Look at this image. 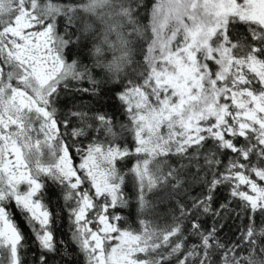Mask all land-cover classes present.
<instances>
[{
	"label": "snow or ice",
	"instance_id": "1",
	"mask_svg": "<svg viewBox=\"0 0 264 264\" xmlns=\"http://www.w3.org/2000/svg\"><path fill=\"white\" fill-rule=\"evenodd\" d=\"M77 4L0 0V264H58L68 254L56 235L65 219L86 264H260L264 0H155L150 10L146 0H91L84 11L113 10L101 34ZM113 33L121 50L143 54L114 85L126 122L83 105L58 115L62 92L105 94L65 50L88 39L98 55L100 36L114 47ZM85 81L91 87L73 86ZM195 185L204 191L190 195ZM220 187L251 221L231 246L217 235L222 223L206 229L201 220L235 211L226 203L213 210ZM130 197L136 228L119 214ZM169 199L178 212L170 221L146 218ZM30 242L39 252L31 261Z\"/></svg>",
	"mask_w": 264,
	"mask_h": 264
},
{
	"label": "trees",
	"instance_id": "2",
	"mask_svg": "<svg viewBox=\"0 0 264 264\" xmlns=\"http://www.w3.org/2000/svg\"><path fill=\"white\" fill-rule=\"evenodd\" d=\"M59 2H70V0H59ZM77 7L79 9V15L82 20L90 24L92 26V31L97 34H101L105 27V24L109 21L107 15L103 13L101 16L92 15L81 7L82 4L87 3V0H77ZM146 3L151 8V5L155 3V0H146ZM104 12L106 10H103ZM113 15V13H111ZM110 14V15H111ZM113 16H111V19ZM150 17L147 13H142L141 23L147 24L149 22ZM58 30H62V25L58 23ZM128 31V29H125ZM111 39L116 40L114 35H111ZM146 47V46H145ZM117 55V52L108 47L105 50L93 57L92 55V41L88 39L81 40L74 48L69 52L67 49L65 50V56L68 62L72 60H76L81 66L87 67L91 70L93 76L100 82L98 87L104 91V95L99 99L94 96H90L86 93H77L74 90H69L66 92H62L57 103L58 115L62 116L64 113L72 110L74 106L76 108H80V106H84V111L94 112L96 109H100L101 111L107 112L109 115H113L117 121L126 122V117L123 115L121 111L120 101L117 99L115 93L122 90L121 88H115L114 85L119 83L118 80L124 79L128 77L132 72L136 65H143V54L138 53L135 45H129L127 50H124V55L120 56L119 65L113 69H106L104 65L108 64L109 61L112 60L113 56ZM123 57V59H121ZM98 61L99 66L93 67L94 62ZM116 80L110 81L109 78ZM74 87H91V84L87 81L85 82H73ZM109 89H114L113 91H109ZM101 140H104V137L96 133L95 131L89 132V137L95 139L98 137ZM83 140V143L87 145L89 143L88 138H80ZM79 146V145H77ZM76 158V157H75ZM133 161H129L128 164L131 166ZM172 164H176V160L173 158L171 160ZM126 191H133L132 185L129 183ZM202 191H204L203 185H195L190 190V195H199ZM229 189L227 187H220L217 189L214 201H213V210H217L220 208L221 204H228L229 209H234L235 211H228L225 213L224 210H221V216L226 215V219L219 220V218L207 214L201 217L204 228L208 229L216 224L219 227V224L222 223L223 227L219 229L217 235L221 243L231 246L237 242L241 236V233L244 231V226L249 224L250 218L247 214L241 213V208L239 205V201L234 200L229 195ZM187 197H177V199L186 200ZM131 203L133 206L122 209L119 211V214L123 215L125 219L128 221V225H131L133 228L138 227V212L135 205V200L130 197ZM53 202L55 203V198H53ZM62 204L63 201L61 200ZM175 213L178 214L176 209L175 200L169 199L164 203H156L154 213L148 214L146 218L154 219L157 223H164L165 221H170L171 215ZM239 214V215H238ZM255 227L257 233H259L261 228H264V217H255ZM126 225V226H128ZM58 239H63L67 244V255H64L63 258L57 257L58 264H86V259L82 253L79 252L77 246L74 243L70 242V234L67 227V220H63L60 222V228L57 233ZM260 240H264V237H260ZM244 245L241 244V248ZM38 249L35 244L30 242V249L28 251V259L31 261L35 255H38ZM247 251H242L240 253L241 256L247 255ZM260 261L264 262V255L258 257Z\"/></svg>",
	"mask_w": 264,
	"mask_h": 264
},
{
	"label": "clouds",
	"instance_id": "3",
	"mask_svg": "<svg viewBox=\"0 0 264 264\" xmlns=\"http://www.w3.org/2000/svg\"><path fill=\"white\" fill-rule=\"evenodd\" d=\"M90 2H91V0H87V3H84L81 6L86 7L87 5L90 4ZM97 8H99V7H97ZM86 12L91 13L92 15H97L96 10L95 11H86ZM110 23H111V21H108L105 24V27H104L103 31L105 30L107 24H110ZM109 40L111 41L112 45H114V47H109L108 45H105V44L102 43V41H103V35L100 36V40L97 41L96 43L101 47V49H102L101 53L105 50L106 47H108L110 49H113V50H115L117 52V55L113 56L112 60L109 61L108 64L104 65V67L106 69H113L114 70L119 65L120 56L123 53H122V50L119 48L116 40L111 39V36H109ZM94 51H95L94 48H92V52H94ZM94 56L95 55H93V57ZM260 264H264V262L260 261Z\"/></svg>",
	"mask_w": 264,
	"mask_h": 264
},
{
	"label": "rangeland",
	"instance_id": "4",
	"mask_svg": "<svg viewBox=\"0 0 264 264\" xmlns=\"http://www.w3.org/2000/svg\"><path fill=\"white\" fill-rule=\"evenodd\" d=\"M103 10H106V11L104 12ZM96 12H97V15H95V16H101V15H103V13H105V15H107L109 21L112 22V19H113V18L111 19V16H113V15H112L111 13H113V10H112V8L109 7L108 5H105V6H103V7H99V8H97V9H96ZM90 14H91V13H90ZM110 14H111V15H110ZM112 35H114V36L116 37L115 33H113ZM122 53H123V55H124V50H122ZM76 158H77V159H76L75 163H76V164H79V162H80L79 157H76Z\"/></svg>",
	"mask_w": 264,
	"mask_h": 264
},
{
	"label": "flooded vegetation",
	"instance_id": "5",
	"mask_svg": "<svg viewBox=\"0 0 264 264\" xmlns=\"http://www.w3.org/2000/svg\"><path fill=\"white\" fill-rule=\"evenodd\" d=\"M77 158H75V161H76Z\"/></svg>",
	"mask_w": 264,
	"mask_h": 264
}]
</instances>
